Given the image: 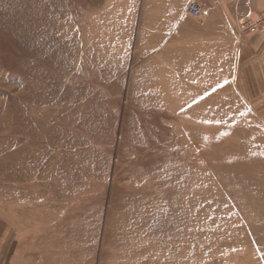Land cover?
Segmentation results:
<instances>
[{
    "label": "rangeland",
    "instance_id": "1",
    "mask_svg": "<svg viewBox=\"0 0 264 264\" xmlns=\"http://www.w3.org/2000/svg\"><path fill=\"white\" fill-rule=\"evenodd\" d=\"M150 9L0 0V264H264V57Z\"/></svg>",
    "mask_w": 264,
    "mask_h": 264
},
{
    "label": "crops",
    "instance_id": "2",
    "mask_svg": "<svg viewBox=\"0 0 264 264\" xmlns=\"http://www.w3.org/2000/svg\"><path fill=\"white\" fill-rule=\"evenodd\" d=\"M146 1L149 7L153 8L149 13L155 14L158 31L171 30L177 40H187V42H179L178 45L224 46L228 41V30L231 29L235 33L236 44L242 49L237 55V62L242 63V59H245V63L247 60L246 66L242 67L241 71L238 70L239 72H244L246 69L253 71L255 68L253 65L264 57V31L254 34L239 31L240 22L245 19H255L264 10V0ZM191 3L200 4L203 8V13L197 18H192L186 13V8ZM192 25L197 29L191 27ZM197 40L199 41L196 42Z\"/></svg>",
    "mask_w": 264,
    "mask_h": 264
},
{
    "label": "built area",
    "instance_id": "3",
    "mask_svg": "<svg viewBox=\"0 0 264 264\" xmlns=\"http://www.w3.org/2000/svg\"><path fill=\"white\" fill-rule=\"evenodd\" d=\"M186 13L192 18H197L203 13V8L200 4L191 3L186 8ZM239 31L254 34L264 31V10L255 19H245L239 23Z\"/></svg>",
    "mask_w": 264,
    "mask_h": 264
}]
</instances>
